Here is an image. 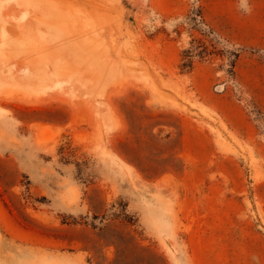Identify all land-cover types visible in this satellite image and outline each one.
<instances>
[{
  "label": "rangeland",
  "instance_id": "374dc122",
  "mask_svg": "<svg viewBox=\"0 0 264 264\" xmlns=\"http://www.w3.org/2000/svg\"><path fill=\"white\" fill-rule=\"evenodd\" d=\"M0 264H264V0H0Z\"/></svg>",
  "mask_w": 264,
  "mask_h": 264
}]
</instances>
